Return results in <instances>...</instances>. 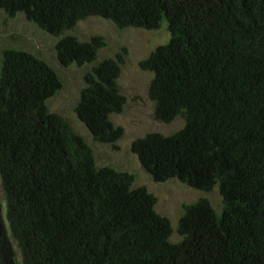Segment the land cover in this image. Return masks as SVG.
<instances>
[{"label":"trees","instance_id":"obj_1","mask_svg":"<svg viewBox=\"0 0 264 264\" xmlns=\"http://www.w3.org/2000/svg\"><path fill=\"white\" fill-rule=\"evenodd\" d=\"M60 37L59 65L92 64L104 39L65 35L97 17L119 29L156 30L168 41L139 62L150 72L153 118L183 127L148 133L130 150L154 182L176 180L207 199L183 206L169 242L168 220L134 175L97 167L89 146L46 102L61 82L44 60L3 51L0 64V264H264V0H0ZM124 54V53H123ZM122 54L84 74L75 108L92 139L122 136L110 116L125 98Z\"/></svg>","mask_w":264,"mask_h":264},{"label":"rangeland","instance_id":"obj_2","mask_svg":"<svg viewBox=\"0 0 264 264\" xmlns=\"http://www.w3.org/2000/svg\"><path fill=\"white\" fill-rule=\"evenodd\" d=\"M65 35H72L80 42L99 36L104 39V46L100 48L92 64L63 67L59 65L55 56V45L60 37L41 31L22 14L9 18L0 10V64L3 51L15 49L39 57L55 71L61 88L47 100L49 112L64 118L72 130L89 146L97 167H110L134 175L132 187H144L155 197V212L166 218L170 224V243L175 244L181 240L177 233V225L184 205L193 204L204 198L209 201L215 213L220 214L221 201L216 186L210 192H203L191 189L174 179L164 183L154 182L130 150L134 140L148 133L168 136L180 130L184 124L179 117L168 124L160 123L153 118L154 105L147 93L152 74L142 71L138 65L157 46L168 41L169 34L165 24L162 23L160 28L149 31L119 29L110 21L89 17L77 22ZM117 54H122L123 57L117 85L120 94L125 98V105L121 113L110 116V121L114 127L121 128L122 136L111 144H100L92 139L85 126L78 120L75 108L80 91L85 85L84 74L102 59H115ZM0 204L4 210L1 181Z\"/></svg>","mask_w":264,"mask_h":264}]
</instances>
